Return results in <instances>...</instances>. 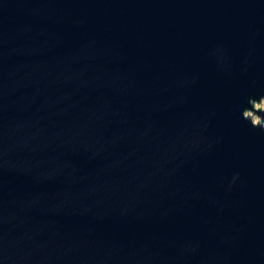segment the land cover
Listing matches in <instances>:
<instances>
[{"label": "water", "instance_id": "obj_1", "mask_svg": "<svg viewBox=\"0 0 264 264\" xmlns=\"http://www.w3.org/2000/svg\"><path fill=\"white\" fill-rule=\"evenodd\" d=\"M263 101L264 0H0V264H264Z\"/></svg>", "mask_w": 264, "mask_h": 264}, {"label": "rangeland", "instance_id": "obj_2", "mask_svg": "<svg viewBox=\"0 0 264 264\" xmlns=\"http://www.w3.org/2000/svg\"><path fill=\"white\" fill-rule=\"evenodd\" d=\"M257 108H262V109H264V101H263V103H261L260 105H257ZM251 116L253 117V120H254L255 122L258 121V117H257L256 115H254L253 113H251Z\"/></svg>", "mask_w": 264, "mask_h": 264}]
</instances>
